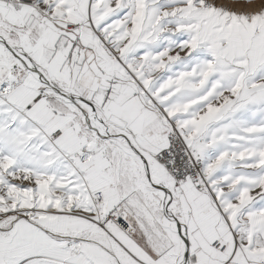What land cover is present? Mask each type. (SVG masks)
<instances>
[{"label":"snow or ice","instance_id":"obj_1","mask_svg":"<svg viewBox=\"0 0 264 264\" xmlns=\"http://www.w3.org/2000/svg\"><path fill=\"white\" fill-rule=\"evenodd\" d=\"M0 264H264V0H0Z\"/></svg>","mask_w":264,"mask_h":264}]
</instances>
